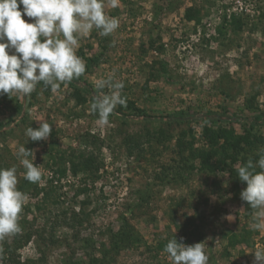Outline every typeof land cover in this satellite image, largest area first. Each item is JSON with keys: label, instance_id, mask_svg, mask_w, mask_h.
<instances>
[{"label": "rangeland", "instance_id": "1", "mask_svg": "<svg viewBox=\"0 0 264 264\" xmlns=\"http://www.w3.org/2000/svg\"><path fill=\"white\" fill-rule=\"evenodd\" d=\"M104 5L120 25L80 38L76 54L95 59L80 78L0 95V168L16 167L27 197L0 264H172L174 236L204 242L208 264H256L264 229L251 228L236 169L264 150V0ZM108 77L126 105L105 125L90 105ZM45 120L47 141L28 140ZM21 145L38 183L24 178Z\"/></svg>", "mask_w": 264, "mask_h": 264}, {"label": "clouds", "instance_id": "2", "mask_svg": "<svg viewBox=\"0 0 264 264\" xmlns=\"http://www.w3.org/2000/svg\"><path fill=\"white\" fill-rule=\"evenodd\" d=\"M111 3L116 6V0ZM104 6V0H0V95L19 93L27 97L40 82L56 92L61 84L80 78L86 71L85 61L76 54L80 38L93 29L107 36L120 25L118 18L105 14ZM22 14L31 22H26ZM95 86L109 89L94 96L90 105L106 125L116 106L126 105L121 94L125 85L108 77L99 79ZM52 130L45 120L36 129L27 127L25 135L34 142L47 141ZM261 153L255 165L261 171H255L251 160L236 169L239 180L247 185L240 193L241 200L256 210L253 230L264 229V150ZM17 155L26 170L24 178L38 183L42 172L34 164V152L21 145ZM16 173L15 166L0 168V240L22 231L18 219L27 197L17 189ZM206 247L204 242L178 243L174 236L164 251L172 264H208ZM253 253L256 264H264V248Z\"/></svg>", "mask_w": 264, "mask_h": 264}, {"label": "trees", "instance_id": "3", "mask_svg": "<svg viewBox=\"0 0 264 264\" xmlns=\"http://www.w3.org/2000/svg\"><path fill=\"white\" fill-rule=\"evenodd\" d=\"M85 61H86V67L88 68L89 66H92L94 64V58H90V57H84Z\"/></svg>", "mask_w": 264, "mask_h": 264}]
</instances>
